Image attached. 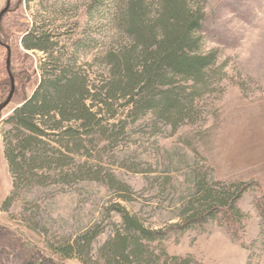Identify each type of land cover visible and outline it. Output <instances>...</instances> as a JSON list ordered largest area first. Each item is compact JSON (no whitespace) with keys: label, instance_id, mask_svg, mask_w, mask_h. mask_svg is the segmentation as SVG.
<instances>
[{"label":"rangeland","instance_id":"obj_1","mask_svg":"<svg viewBox=\"0 0 264 264\" xmlns=\"http://www.w3.org/2000/svg\"><path fill=\"white\" fill-rule=\"evenodd\" d=\"M131 1L13 0L14 9L21 7L8 13L3 24L19 50L14 69L42 74L41 65L52 53L67 65L73 58L93 90L90 104L99 105L98 95L110 78L108 51L128 43L116 15ZM8 3L0 0V15ZM189 4L205 11L204 47L219 53L225 75L200 103L196 119L175 128L153 114L136 118L126 101L114 110L96 108L101 127L91 129L84 145L72 144L71 150L61 136L54 137L52 147L66 156L57 154V165L38 180L43 183L23 186L20 200L5 211L14 192L6 120L18 102L5 110L0 123V264H105L102 248L122 226L120 208L127 207L154 229L181 223L196 191L197 168L210 180L264 183V0ZM34 26H45L53 34V51L26 49L25 32ZM83 43L87 46L79 52ZM2 53L5 60L6 51ZM73 124L68 127L81 125ZM109 127L115 133L107 134ZM257 195L253 190L240 203L248 216L247 234L239 231L241 241L229 228L212 222L204 230L172 234L166 242L169 252L194 256L202 264H264ZM90 229L101 231L93 253L71 258L57 251Z\"/></svg>","mask_w":264,"mask_h":264},{"label":"trees","instance_id":"obj_2","mask_svg":"<svg viewBox=\"0 0 264 264\" xmlns=\"http://www.w3.org/2000/svg\"><path fill=\"white\" fill-rule=\"evenodd\" d=\"M158 1L147 4L145 0H132L120 6L115 23L128 43L108 51L110 78L98 95L97 106L90 104L93 90L73 58L67 65L52 53L41 65L43 75L32 74L26 68L14 69L19 50L12 43V32L3 24L0 51H6V59L0 54V105L13 88L10 47L17 82L14 101L18 102L6 120L10 127L5 133L6 156L14 177V192L3 206L5 211L20 200L23 186L43 183L38 180L57 165L60 160L57 154L66 156L64 151L52 147L53 138L61 136L70 150L72 144L82 147L90 130L101 127L98 111L101 108L111 109L126 101L136 118L153 114L175 128L198 117L200 103L213 92L217 80L225 77L221 75L224 66L220 64L219 53L206 51L204 47L206 13L195 10L189 0ZM46 29L34 26L26 30L23 39L28 51L55 49L53 34ZM86 46L87 43L79 44L78 51ZM73 123L81 125L68 127ZM115 131L106 129L107 134ZM194 178L196 191L187 202L181 223L154 229L122 206L119 211L122 226L102 248L105 264H202L191 255H172L166 242L174 233L184 235L196 228L204 230L212 222L229 228L233 238L241 241L239 231L247 234L248 216L240 203L253 190L258 194L256 206L264 230V183L210 180L200 168L194 170ZM100 234V230L90 229L57 251L71 258L90 255Z\"/></svg>","mask_w":264,"mask_h":264},{"label":"water","instance_id":"obj_3","mask_svg":"<svg viewBox=\"0 0 264 264\" xmlns=\"http://www.w3.org/2000/svg\"><path fill=\"white\" fill-rule=\"evenodd\" d=\"M12 6H13V0H9L8 6L0 15V38H1V33H2V28H3L4 18L8 13L11 12ZM9 49H10L9 70L11 71L12 76H13V88H12V92H11L9 98L4 103H2L0 105V123L3 120L5 110L13 103V101L15 99L16 92H17V82H16V79H15L13 72H12L13 50L11 47Z\"/></svg>","mask_w":264,"mask_h":264},{"label":"flooded vegetation","instance_id":"obj_4","mask_svg":"<svg viewBox=\"0 0 264 264\" xmlns=\"http://www.w3.org/2000/svg\"><path fill=\"white\" fill-rule=\"evenodd\" d=\"M8 6V5H7ZM20 7H21V5H18V8L16 7L15 9H14V5L12 6V9H11V12H13V11H15L16 9L18 10V9H20ZM10 12V13H11Z\"/></svg>","mask_w":264,"mask_h":264}]
</instances>
